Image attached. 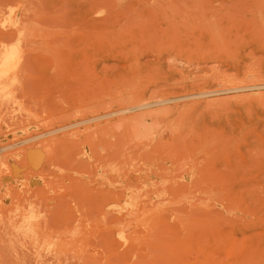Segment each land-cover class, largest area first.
I'll return each instance as SVG.
<instances>
[{
    "label": "rangeland",
    "instance_id": "374dc122",
    "mask_svg": "<svg viewBox=\"0 0 264 264\" xmlns=\"http://www.w3.org/2000/svg\"><path fill=\"white\" fill-rule=\"evenodd\" d=\"M0 7L3 9L0 14V55L5 57L11 55L14 59L24 57L22 65L27 63L31 66L28 69L26 65H23L28 70L26 72L23 69L25 73L30 74H24L21 69L22 76L19 72L18 82H12L14 86L11 84V87L14 88L11 90V94L14 92V96H8L9 93L7 94L8 98L6 95L4 98L2 96L3 99L0 97L1 100L5 99L3 105L0 104L1 110L5 108V111L4 109L3 112L0 111L2 113L0 117L4 118L0 119V144L9 143L16 137H24L41 126L43 121L40 114L43 111H49L47 107L50 108L58 102L55 84L73 82L75 87L83 88L84 77L89 73L111 75L123 69L125 65L129 68V64L134 63L133 68L137 67L138 69L135 68L137 70L134 69V73L131 71L133 69H129L130 79L133 74L137 73L138 75L139 72L140 74L138 79L134 78L135 74L130 80V89L133 86L130 90L132 98L144 97L147 101L148 97L153 99L151 97L153 96V94L151 95L152 89V93L154 90V93L161 92L158 94L159 97L155 93L157 98L154 96L155 100L152 101L176 97V94L179 97L181 96L180 92L183 95L185 91H187L185 96L188 94V98L190 96L193 98L187 99L186 97L184 103L185 98L179 100L180 103L176 101L179 105L176 102L158 104L143 109L142 112H134V115H138L134 116L136 119L132 120L130 127L129 135L131 136L129 137L131 138L128 140V147H130L131 153L128 152L131 158H129L127 183L108 179L101 184L100 179L91 181L88 176H85V180L81 183V187L84 186V188L80 189L83 191L79 192L82 197L79 194L80 198L77 197L76 200L78 202L76 204L71 202L75 207L68 206L72 213L69 214L67 209V211L64 210V213L68 212L65 214L70 216L62 215L65 206H62L61 214L60 211L58 212L60 205H58L59 208L56 206L58 209L54 206L57 209L55 212L59 213L54 214V195L59 191L58 187H50L47 190L49 193L46 192L45 197L53 195L54 198L46 197L47 200L50 199L46 203L45 198L43 199L45 191L42 193L37 190L36 181L29 175L30 180H27L28 178H25L27 174H24L25 177L19 175L6 181L5 185L8 190H16L19 193L18 199L23 200L21 207L26 203L25 198L29 197L32 198L29 201L30 205L32 207L34 205L35 210L37 206H40L42 200L46 204L42 203L43 206H40V211L36 210L37 212L34 207L31 208L27 205L26 207L36 213H29L31 210L28 211L29 209L24 208L27 210L25 211L22 208L20 211L23 213H17L19 219L18 215L14 214L11 222L8 221V225L7 219L6 224L2 223V220L5 222V219L0 220L3 225L9 226L10 224V227L12 226L13 232L8 227L9 229L5 230L8 229L10 233L4 231L6 232L4 235L7 236L9 233L8 235L12 236L13 233H16L10 237V241H6L4 235L0 236V239L4 238V241L2 240L0 243L8 242L4 243V245L7 244L5 249L9 247L8 253L4 254L11 258L5 260L7 256L5 257L3 252H0V256L4 255L5 257L0 258L1 260L7 262L15 258L14 245H10V242L14 240L13 237H16L17 241L21 232V236L24 234L27 239L28 234L32 233L31 239L34 243L30 242L32 240L27 241L24 238L28 242H25L26 245H29V242L32 244L30 247L28 246L30 248L28 252L32 248L34 253L31 252L34 256L32 253L29 254L33 258L39 254L42 256L36 257L35 260L30 255L34 260L32 261L30 257L27 258L28 253L25 250L27 247L22 242L24 240L21 241L19 238L18 243L13 241L15 249L16 246H22L23 250L21 248L19 250L25 252L24 255L19 256L18 261H21L22 256L24 262L25 259H28L30 264H264V99L262 98L264 87L261 88L262 90L255 88L240 92H227L228 95L226 92L217 93L218 95L209 94L211 99L208 96L200 98L196 95L203 89H223V85L228 84H226V80L231 83L227 86L246 85L247 76L248 81H252V84L250 82L248 85L264 84L261 83L264 78L257 77L260 72L264 74V0H0ZM22 13L25 15L27 13V16ZM125 40L127 43L123 42ZM147 42H152L149 45L154 44V46L152 45L154 49L150 46L149 50ZM123 43L126 44L122 45ZM135 45H137L136 51L142 50L136 53V58L133 56L135 50L132 51L133 53L130 50ZM142 45L144 46L142 47ZM172 45L175 48H172ZM156 47L161 51V55ZM194 49L198 55L196 51L192 52ZM228 49H230V53L234 52L235 54L233 56L232 53L225 55ZM190 51L193 53L192 55ZM125 53H129L127 54L128 58L125 57ZM26 58L30 62H27ZM135 61L139 63L140 67L135 64ZM247 65H252V68L248 66L251 72L246 71ZM253 66L255 69L259 68L255 70ZM217 69L220 70L217 73L223 70L228 73L225 75L224 71L225 74L222 75V78H219L221 77L219 75V79L217 78L218 73L215 78ZM244 70L248 73L246 74ZM146 73L153 74V78L146 76L144 79L143 75ZM211 73L214 75L211 76ZM236 74L238 78H236ZM197 76H200V79L201 77L206 78L208 82L206 83L205 79V82L202 79L200 82ZM156 77L158 81L155 80ZM196 77L199 80H196ZM255 77L260 80H255ZM182 80L184 82L181 83ZM212 80H215V83ZM175 81L177 84L174 83ZM197 81L201 83L198 82V87L195 86ZM233 82L236 84L234 83V85ZM190 83H196L193 84L195 87H192L194 94L191 93L190 86L192 84L190 85ZM219 84L222 86L221 88H219ZM155 85L158 86V89ZM182 85H184L183 89ZM178 86L180 87L178 88ZM18 87L22 90L25 89L24 91L19 90L21 97L24 92L25 95L29 92L28 96H30V89L36 92V94L33 92L34 98L29 97L31 102L34 101L33 99H45L43 101L41 99L45 108L40 107L39 104L42 102L38 103L39 99L35 101L36 104L34 102L32 104H35L34 111L31 109L32 106L29 107L30 112L33 111V114L31 113L33 119H30L32 118L31 114L27 113L29 110H25V107L31 105H27L30 101L25 102L24 96L23 99H19V93H16L17 89H20ZM135 87L137 90L134 92ZM43 93L45 94L43 95ZM16 94L20 101L16 99ZM38 94L40 95L38 96ZM239 94H244V97L249 95L252 100L249 97L240 99L237 97V95L240 96ZM232 95L233 97H231ZM256 95L259 97H254ZM227 96L233 99L227 100L229 99ZM215 97H220L218 99L222 101ZM14 99H16V104L18 101L20 102L19 106L14 104ZM224 99L225 101H223ZM11 100L14 102L13 108L10 107ZM22 100L27 106L22 104ZM194 100L195 103H198L194 104ZM202 100H209V102L213 100L215 104L213 102L207 104ZM165 105V108L162 107ZM19 107L20 112L23 109L22 114L24 113L21 117L18 112ZM166 108H172V110ZM179 109L181 114L178 112ZM35 110L39 112H35ZM4 112L6 113L3 114ZM7 113L13 116L15 113L19 116L18 120L17 116L14 117H17L14 125H18L19 121L25 127L19 125L21 130L13 128L14 126L11 127L14 118L9 116V122ZM25 113L28 115L26 116ZM37 116L41 117L40 120ZM24 117L28 121L24 120ZM35 118L37 120H34ZM6 121L10 123V126ZM22 121L24 122L22 123ZM25 121L29 127L25 125ZM36 122L37 124L34 126ZM176 135H179L178 139ZM174 137L177 141H174ZM158 139L159 147L155 146ZM150 140L153 141L150 142ZM146 141L150 144L147 145ZM139 145L142 146L139 148ZM154 146L155 151L153 150ZM143 147H149V153ZM157 147L159 150H156ZM151 149L154 154H151ZM160 149L164 152L165 157ZM156 151L161 155H158ZM166 152L169 153V156ZM150 154V158H152L149 160L148 155ZM170 154H174L173 157ZM157 155H163L164 158L158 159L160 157ZM176 158H178V162ZM155 159L156 161H151ZM172 159L176 160L177 164H174ZM159 163H163L162 166ZM163 165L166 166L165 169L167 168L166 172L164 168H160ZM138 167L144 168L143 171ZM153 168L159 174L161 172L160 177ZM133 169L134 171L138 169L136 174L133 173ZM147 169L150 171L147 172ZM145 170L146 172H144ZM187 170H189V174H187ZM20 176L24 179L22 180ZM28 181L30 192L29 190L24 192L28 189L26 187ZM11 184L15 188H11ZM23 187L27 189L25 188V190ZM31 190L32 192L36 190L34 191L36 196L32 193L35 197L30 194ZM39 193L43 194L42 197ZM24 194L26 195L25 200L21 197ZM36 201L40 203L38 204ZM41 208L42 210L49 209L48 212L44 211L46 213H43L46 219L42 217ZM38 213L43 220L49 219L44 222L41 218L39 219V216H36ZM25 216L26 219H24ZM15 217L16 221L13 219ZM20 217L26 226L22 221L17 222L21 219ZM27 220H31V224ZM36 220L47 224L46 231L41 232V228L34 231L37 232L36 234L32 230V232L28 231ZM13 222L18 226L15 231L14 226L16 227V225ZM20 224L26 228L21 225L22 228ZM3 225L0 226L4 229ZM41 226L45 225L41 224ZM1 231L3 230L1 229ZM8 237L7 240H9ZM13 242L12 244H14ZM33 245H37V247L35 246L33 249ZM2 248L4 247L2 246ZM36 248L42 253L38 252ZM9 250H12L13 253ZM0 251L3 250L0 249ZM23 252L20 253L23 254ZM9 253L14 258L10 257ZM18 254L15 253L17 256ZM19 257H16V260L11 261L10 264H15ZM22 261L21 263L16 262V264H23ZM1 263L3 264V262Z\"/></svg>",
    "mask_w": 264,
    "mask_h": 264
},
{
    "label": "bare ground",
    "instance_id": "6f19581e",
    "mask_svg": "<svg viewBox=\"0 0 264 264\" xmlns=\"http://www.w3.org/2000/svg\"><path fill=\"white\" fill-rule=\"evenodd\" d=\"M23 6V5H22ZM21 6V7H22ZM20 7V8H21ZM0 14L2 13V7H0ZM24 9H26V7H24ZM27 10V9H26ZM25 11V10H24ZM22 14H24L25 15V13H22ZM23 15V16H24ZM25 16H27V13H26V15ZM128 40V39H127ZM127 40H125V41H123V42H126ZM129 41V40H128ZM132 41V40H131ZM141 41V40H140ZM127 43V42H126ZM126 43H123L122 45H124V44H126ZM148 44H146V45H149L150 43H152V42H147ZM132 44H134V43H132ZM140 45H141V43H140ZM154 46V44H151V45H149V50H150V46H151V48H153V46ZM173 45H176V44H173ZM171 46L172 48H175V46ZM137 45H135L133 48L131 47V52L132 51H134L135 50V55H133V56H135V58H136V53L137 52H141V51H136V49H137V47H136ZM144 45H142V47H143ZM135 47H136V49H135ZM167 47H169V46H167ZM148 48H147V50H148ZM171 48V49H172ZM176 48H177V46H176ZM180 48V47H179ZM144 49V48H143ZM154 49V48H153ZM156 49H157V51H158V53L161 55V51H159V49L156 47ZM145 50V49H144ZM143 50V51H144ZM122 51V50H121ZM152 49H151V53H152ZM192 51V50H191ZM190 51V52H191ZM196 51V49H194L192 52H195ZM130 52V51H129ZM179 52H180V50H179ZM190 53L191 55L193 54V53ZM197 52V51H196ZM199 52H201L202 54H203V52L202 51H200L199 50ZM123 53H124V51H123ZM133 53V52H132ZM154 53V52H153ZM228 53L229 54H231L230 53V49H228V52H226L225 53V55L227 54L228 55ZM126 54V55H125ZM125 54H123V55H125V57L126 58H128L129 56L127 55V54H129V53H125ZM140 54V53H139ZM143 54V53H142ZM181 54V53H180ZM189 54V55H190ZM197 55H198V52L196 53ZM233 54H235L234 52L232 53V56H233ZM122 55V56H123ZM230 56V55H229ZM235 56V55H234ZM159 57V56H158ZM162 57V56H161ZM231 57V56H230ZM24 57H19V58H15L14 59V57H12L11 55L9 56V57H5V56H1L0 55V97H1V99H3L4 97H5V95L7 96V94H9L8 96H10V95H12V96H14L13 94H14V92H13V94H11V90L14 88V87H11V84H12V86H14V82L15 83H17L18 82V80H17V78H19V76H18V74H19V72H21V69H22V72L24 71L23 69H25L26 67L29 69V66L30 65H27V63L26 64H23V65H26V67H24L23 65H22V63H24V59H23ZM124 58V57H123ZM126 58H125V60H126ZM21 59H23V60H21ZM27 59V58H26ZM29 59H27V62H30V60L28 61ZM154 61H155V59H154ZM124 62V61H123ZM136 62V61H135ZM125 63H126V61H125ZM144 63V62H143ZM135 64H137V66H138V64L139 63H135ZM234 64V63H233ZM253 64H255V63H253ZM132 65V66H131ZM129 64V68H128V66L127 65H125V67L123 68V69H121L120 71H117V72H114V73H112L111 75H98V74H95V73H89L87 76H85L84 77V79H85V85L83 86V88H77V87H75V83H73V82H65V83H62V84H55V92H57V98L56 99H58V102L56 103V104H54L52 107L50 106V108L49 107H47L48 109H49V111L47 110V111H43L42 113H46L45 115H41L40 113V116L42 117H40V116H37L38 118H39V120H40V118H41V120L43 121L42 122V124L39 122V124H41V126L40 127H38L37 129H35L34 131H31V132H29V133H27V131H26V133H27V135L26 136H24V137H21V138H17L16 137V139L15 140H11L9 143H6V144H0V220L1 219H5V222L2 220V223H4V224H6V219H7V225H8V221H10L11 222V218L13 217V216H15L18 212H21L20 210H22V208L24 209H29L28 207H26L27 205L28 206H31V208H33L34 207V210H35V206L33 205V207H32V205H30L31 203L29 202V201H31L32 200V198L31 197H29V198H25L24 199V197H26V195L24 196H21L25 201H26V203H28V204H24V206L23 207H21L22 205V202H23V200H20V199H18V197H17V195L19 194V193H17L16 192V190H13V191H11V190H8V188H6L7 186L5 185V182L6 181H8V180H10V179H13V178H15V177H17V176H19V175H23L24 177H25V175L27 174V176L25 177V178H28L27 180H30V178H29V176L30 177H32L33 178V180H35L36 181V183H37V190H39L40 192H42V191H45V193L44 192H42V193H44V195L43 194H41V193H39V195L41 194V197H42V195H43V199L45 200V202L47 203V201H50V199H48L47 200V198L46 197H48V198H50L51 196V198L53 199L54 197V199H55V205H53V207L55 206H57L58 207V205H60L61 207H60V210L58 209V212L61 214L62 212H61V210L63 209L62 208V206L64 207V209L62 210L63 211V216H64V214L65 213H68L69 212V214L70 213H72V212H70V209H68V206L70 207V208H72V206H73V203H77L76 202V200H77V197H78V195L80 194V197H82L81 195V193H79V192H82V191H80V189H82V188H84V186H82L81 187V183H82V181H84L85 180V176H88V178H89V180H97V179H100L101 180V184H103L104 183V181L106 182V180H108V179H112L113 181H117V182H119V183H127V180H128V178H129V165H130V163H129V158H131V157H129V150H130V147H128V140H129V138H131V137H129V136H131V135H129L130 134V127H131V124H132V120L135 118L134 116H136V115H138V114H136V115H134L133 113L134 112H137V111H141V110H143V109H148V108H151V107H153L154 105L155 106H157L158 104H162V105H164V104H169V103H175L176 101L178 102L179 100H183L184 98H185V101H183V103L184 102H186V97L188 96V94H187V96H185L184 94H186V92L187 91H185V93L182 95L181 94V92H180V95L181 96H179V97H177V95L178 94H176V97L175 96H173V97H171V98H164L163 96V98L164 99H161V100H159V99H157L156 101H152V100H155V97L157 98V96H158V94L159 93H161V92H159V93H157V92H155V93H157L156 95H155V93H154V91H153V93H152V90H151V95L153 94V96H151V95H148V96H151V97H153V99H149V97H148V101H147V99H144V97L143 98H138V97H135V98H132L131 97V91L130 90H132V88H133V86H131L132 88L130 89V80H132L133 79V76H134V78H137L138 77V75L140 74V72H139V74L137 75V73H135V74H133L134 73V69L135 68H137V67H134L133 68V66H134V63L133 64ZM144 65V64H143ZM131 66V67H130ZM218 66V65H217ZM245 66V65H244ZM248 66H249V68L252 66H250V65H247V70L246 71H250V69L248 68ZM22 67V68H21ZM24 67V68H23ZM31 67V66H30ZM117 67V66H116ZM115 67V68H116ZM138 67H140V66H138ZM219 67V66H218ZM254 67V66H253ZM119 68V67H118ZM153 68V67H152ZM151 68V69H152ZM215 68H217V67H215ZM252 68V67H251ZM259 68V67H258ZM257 68V69H258ZM261 69H262V67H260ZM117 69V68H116ZM129 69H133V70H131V71H133V75H132V79H130V76H129ZM138 69V68H137ZM137 69H135V70H137ZM254 69H255V67H254ZM257 69H255V70H257ZM157 70V69H156ZM158 70H160L159 68H158ZM219 69H217L216 70V73H215V78H216V75L219 73H217V71H218ZM253 70V69H252ZM25 71L26 72H28V70L27 69H25ZM25 71L23 72L24 74H26L25 73ZM153 71V70H152ZM220 71V70H219ZM225 70H223L222 72H220L218 75H217V78H218V76L220 75L221 77H219V78H222V75L223 74H225V72H224ZM245 70H244V72L247 74L248 72H246ZM260 71V70H259ZM22 72H21V76H22ZM156 73H159V74H161L160 72H158V71H155ZM224 72V73H223ZM244 72H242V73H244ZM251 72V71H250ZM227 73L228 72H226V74L225 75H227ZM243 74V75H246V74ZM253 74H254V72H252ZM255 73H257V72H255ZM23 74V76H25ZM30 74V73H29ZM29 74H26V75H29ZM146 74H148V75H146ZM145 75H143V77H144V79H145V77L146 76H148V77H150L151 79L153 78V74H150L149 75V73H146ZM252 74V75H253ZM258 74V73H257ZM152 75V76H151ZM210 75V74H209ZM214 75V74H213ZM212 75V73H211V76H213ZM228 75H230V74H228ZM261 75V76H260ZM264 74H261V72H260V74L259 75H257V77H259L260 79H262V78H264V76H263ZM161 76H163V75H161ZM205 76H207V75H205ZM233 76V75H232ZM247 76V75H246ZM255 76H256V74H255ZM164 77V76H163ZM198 77V76H197ZM196 77V80H199L200 79V76L197 78ZM209 78H210V76H208ZM262 77V78H261ZM21 78V77H20ZM23 78V77H22ZM195 78V77H194ZM218 78V79H219ZM223 78H224V76H223ZM226 78H227V76H226ZM236 78H238V76H237V74H236ZM240 78V77H239ZM244 78V77H243ZM250 78H252V77H250ZM259 78H256L255 77V80L256 79H259ZM138 79V78H137ZM140 79V78H139ZM201 79L202 80H206V78H202L201 77ZM201 79H200V82H202L201 81ZM211 79H213L212 77H211ZM248 76H247V83H246V85L244 86H237V85H235L236 84V82H233V84L235 85V86H227L230 82H227V80L225 81L226 82V86H227V88H225L226 86L225 85H223V84H225V82H222L223 84V89H216L215 88V90H205V89H203V91H199V93L198 94H196L197 96H200V98L202 97V96H208V98H210V96H209V94L210 95H212V94H219V93H229V92H240V91H245V90H249V89H255V88H259V89H261V88H263L264 87V84H256L255 83V85H248V84H250V82H251V84H252V81H248ZM259 79V80H260ZM155 80H157V77H156V79ZM155 80H154V82H155ZM205 80H204V82H205ZM225 80V79H224ZM223 80V81H224ZM237 80H240V79H237ZM242 81H243V79H241ZM244 80H245V78H244ZM251 80V79H250ZM254 80V82H256ZM21 81V80H20ZM153 81V80H152ZM158 81V80H157ZM166 81V80H165ZM187 81H189V80H187ZM186 81V82H187ZM195 81V80H194ZM193 81V82H194ZM213 81V83H215V80H212ZM217 81H219V80H217ZM217 81H216V83H217ZM228 81H230V80H228ZM232 81H234V80H232ZM231 81V82H232ZM235 81H236V79H235ZM13 82V83H12ZM160 82V81H159ZM164 82V81H163ZM182 82H184L183 80L181 81V83ZM198 82L199 81H197L196 83H197V85H195L196 83H193L196 87H198ZM199 82V83H200ZM208 81L206 80V83H207ZM220 82V81H219ZM218 82V83H219ZM245 82V81H244ZM249 82V83H248ZM264 83V79H262V81H261V83ZM172 83V82H171ZM175 84H177V83H179V81L177 80V83H176V81L174 82ZM174 83H172V84H174ZM212 83V84H213ZM238 83V82H237ZM257 83H260V82H257ZM192 83H190V85H191ZM192 84V86H190L191 87V89H192V94H194L193 92H194V89L192 88L194 85ZM201 84V83H200ZM203 84V83H202ZM231 84V83H230ZM232 84V85H233ZM238 84H240V83H238ZM185 85H188V84H185ZM217 85V84H216ZM220 85V84H219ZM134 86H136L135 84H134ZM175 86V85H174ZM177 86V85H176ZM194 86V87H195ZM136 87H138V86H136ZM136 87L134 88V92L137 90L136 89ZM155 87H157V89H158V86H156L155 85ZM180 86H178V88H179ZM182 87V89L184 88V85H182L181 86ZM222 86L220 85V87L219 88H221ZM18 88H20V87H18ZM21 88H22V86H21ZM17 89V91L18 92H16V93H19V97H18V95L16 94V99H23V96H24V98L25 99H23L25 102H29V103H27V105H29V104H31V105H29V106H27L26 105V103H24L23 102V100H22V104H24L25 106H27V107H25L26 109L25 110H29L30 108H31V106L33 107V108H31V109H33V111H34V107H35V104H36V102L35 101H37V100H35V99H33L34 101V105H32L33 104V102H31L32 100H29V97L30 96H32L33 98H34V96H35V94H36V92H34V91H32V89H30V91H31V95L30 96H28V94H29V92L28 91H26V92H28V94H26L25 95V92H24V94L22 93V97L20 96L21 95V93H20V91H24L25 89ZM24 88V87H23ZM148 88V87H147ZM146 88V89H147ZM165 88V87H164ZM168 88H170V87H168ZM174 88V87H173ZM202 88V87H201ZM51 89V88H50ZM165 89H167V88H165ZM171 89H172V87H171ZM181 89V88H180ZM196 89V88H195ZM199 90H200V87L198 88ZM20 90V91H19ZM40 90V89H39ZM54 90V89H53ZM138 90H140L139 88H138ZM162 90V89H161ZM262 90V89H261ZM15 91V90H14ZM38 91V90H37ZM42 92H47V91H44V90H41ZM142 91V90H141ZM140 91V92H141ZM150 91V90H149ZM163 91H164V89H163ZM181 91V90H180ZM191 91V90H190ZM35 94H34V93ZM49 92V91H48ZM172 92V91H171ZM32 93H33V95H32ZM45 93H43V95L45 94ZM165 93V92H164ZM164 93H162V94H164ZM197 93V92H196ZM228 93H227V95H228ZM244 93V92H243ZM263 94H264V92H262ZM190 94V93H189ZM217 94V95H218ZM249 94V93H248ZM40 94H38V96H39ZM42 95V94H41ZM213 95V96H214ZM216 95V96H217ZM240 95V94H239ZM244 95V94H243ZM243 95H240V96H238L237 95V97H239L240 99H241V97H243V98H245V97H247V99H248V97H249V95L248 96H243ZM245 95H247V94H245ZM2 96H3V98H2ZM8 96H7V98H8ZM11 96V97H12ZM26 96H27V98H26ZM143 96V95H142ZM155 96V97H154ZM220 96V95H219ZM224 96V95H223ZM43 97V96H42ZM54 97H56V96H54ZM140 97V96H139ZM159 97V96H158ZM166 97V96H165ZM229 99H227V100H232V99H230L231 97H233V95L231 96V97H229V96H227ZM235 97H236V95H235ZM236 97V98H237ZM254 97H259V95H256V96H254ZM6 98V99H7ZM14 98V97H13ZM13 98H11V99H13ZM36 98V97H35ZM138 98V99H137ZM190 99H193L191 96L189 97ZM188 97H187V99H189ZM203 98V97H202ZM218 98H220V97H218ZM218 98H216L215 97V99H217V100H221V99H218ZM221 98H222V96H221ZM263 99H264V96L262 97ZM261 98V99H262ZM0 99V100H1ZM16 99H14L13 101L15 102H12V100H11V105H10V107H14V104L15 105H18L19 106V104H20V100L17 102L18 104H16ZM31 99V98H30ZM42 99V101L43 100H45V99H43V98H41ZM41 99H39L38 100V103H39V101L40 102H42L41 101ZM53 99V98H52ZM205 99H207V98H205ZM211 99V98H210ZM215 99L213 98V100H214V102H215ZM249 99H251L252 100V98H251V96L249 97ZM253 99H256V98H253ZM260 99V100H261ZM5 100V99H4ZM4 100H1L0 101V104L1 105H3V103L5 102ZM27 100H29V101H27ZM47 100V99H46ZM196 100V99H195ZM195 100H194V104H196V103H198V102H196L195 103ZM199 100V99H198ZM204 100V99H203ZM202 100V101H203ZM213 100H212V102H213ZM235 100V99H234ZM236 100H238V99H236ZM3 101V102H2ZM9 101V100H8ZM145 101V102H144ZM188 101V100H187ZM190 101V100H189ZM188 101V102H189ZM222 101V100H221ZM223 101H225V99L223 100ZM46 102V101H45ZM55 102V101H54ZM177 102H176V104H177ZM203 102H207V104H209V103H212V102H209V100L207 101H203ZM213 102V103H214ZM14 103V104H13ZM178 103H180V101L178 102ZM200 103V102H199ZM216 103H218V102H216ZM220 103V102H219ZM13 104V105H12ZM21 104V105H22ZM45 104V103H44ZM47 104V103H46ZM193 104V103H192ZM215 104V103H214ZM0 105V106H1ZM38 105V104H37ZM36 105V106H37ZM40 105V107L41 106H43V102H42V104L40 103L39 104ZM177 105H179V104H177ZM169 106V105H168ZM175 106V105H174ZM173 106V107H174ZM12 107V108H13ZM24 107H21V108H24ZM30 107V108H29ZM39 107V106H38ZM46 106L44 105L42 108H45ZM162 107H166V105L165 106H162ZM162 107H160V108H162ZM1 108V107H0ZM17 108V107H16ZM39 109V108H36V109H39V110H43V109ZM46 108V109H47ZM159 108V107H158ZM159 108V109H160ZM177 108H178V106H177ZM176 108V109H177ZM184 108V107H183ZM4 109V111H5V108H3ZM2 109V110H3ZM20 109V107L18 108V110ZM166 109H168V108H166ZM1 109H0V111L1 112H3ZM14 110V109H13ZM17 109H16V111H18ZM168 110H172V108L171 109H168ZM15 111V110H14ZM21 110H19L18 112H20ZM33 111L32 112H30V110H29V112H27L28 114L30 113H32L33 114ZM166 111V110H165ZM177 111V110H176ZM6 112H8V111H6ZM6 112H4L3 114H5ZM22 112H23V109H22ZM22 112H20L19 113V115H20V117H21V115L23 116L24 115V113L22 114ZM35 112H39V111H37V110H35ZM41 112V111H40ZM142 112V111H141ZM141 112H140V115H141ZM145 112V111H144ZM173 112V111H172ZM179 114H181L182 112H181V110L179 109ZM16 113V112H15ZM14 113V115L15 116H17L16 114ZM162 113V112H161ZM165 113V112H164ZM163 113V114H164ZM169 114H170V112H168ZM2 113H0V115H1ZM9 114H11L10 113V111H9ZM13 114V113H12ZM28 114H26L25 113V115L27 116ZM32 114H31V117H32ZM142 114H144V113H142ZM169 114H168V116H169ZM174 114V113H173ZM151 115H153V114H151ZM156 115V114H155ZM162 115V114H161ZM164 115H166V114H164ZM177 115V114H176ZM7 116H8V118H9V116L13 119L15 116H13V115H8V113H7ZM13 116V117H12ZM167 116V117H168ZM2 117V116H1ZM0 117V119L2 120V119H4V118H1ZM4 117L5 118H7L5 115H4ZM18 117V118H17ZM16 118H17V120L19 119V116H17ZM35 117H36V114H35ZM167 117H165V118H167ZM16 118H14L13 119V121H14V123H13V125L11 126V127H13V128H15L16 127V129L17 128H21V126L22 127H25L24 125H22L21 124V122L19 123V121L17 122L18 123V125H14L15 124V119ZM164 118V119H165ZM12 119H11V123H12ZM21 119H23V118H21ZM30 119H33V117L32 118H30ZM136 119V118H135ZM143 119V118H142ZM146 119V118H145ZM1 120H0V122H1ZM7 120V119H6ZM24 120H27V119H25V117H24ZM34 120H37L36 118L34 119ZM9 122H10V118H9V120H8ZM28 121V120H27ZM154 121V120H153ZM4 122V121H3ZM2 122V123H3ZM24 121H22V123H23ZM34 122V121H33ZM38 122V121H37ZM37 122L34 124V126L37 124ZM6 123H8L7 121H6ZM25 125L27 126V122L25 121ZM31 123V125H32V122H30ZM10 123H8L7 125H9ZM155 124H156V122H155ZM5 125V124H4ZM3 125V126H4ZM19 125H21V126H19ZM2 126V127H3ZM6 126V125H5ZM10 126V125H9ZM9 126H8V128H9ZM33 126V125H32ZM27 127H29V126H27ZM18 129V130H19ZM5 131H6V128L4 129ZM3 130V131H4ZM8 130V129H7ZM21 130V129H20ZM24 130V128L22 129V131ZM28 130V129H27ZM4 131V132H5ZM10 131V130H9ZM156 131V130H155ZM0 132H1V129H0ZM11 132V131H10ZM8 133V132H7ZM155 133V132H154ZM4 134V133H3ZM5 135H7V134H5ZM133 135V134H132ZM180 135V134H179ZM179 135H176L177 136V139L179 138ZM175 136V137H176ZM173 138L174 139V141L176 140V138ZM132 139H134V138H132ZM1 141V140H0ZM153 140H150V142H152ZM158 142H155L156 144H155V146H158L159 147V139L157 140ZM177 141V140H176ZM140 143V142H139ZM146 143H147V145H148V141H146ZM145 142H144V144H146ZM132 144V143H131ZM150 144V143H149ZM154 144V143H153ZM142 145H143V143H142ZM141 145V146H142ZM140 145H139V148L141 147ZM155 146H154V148H153V150L155 151ZM157 147V149L156 150H159V148ZM143 148H146V147H143ZM147 150V153H149V147H147L146 148ZM136 150H138V149H136ZM142 150V149H141ZM129 151V152H128ZM132 151H133V149H132ZM144 152H145V150H143ZM142 151V152H143ZM150 151H152V149L150 150ZM154 151H152L151 152V154L153 153L154 154ZM160 151H161V153L163 152L161 149H160ZM159 151V152H160ZM165 151V150H164ZM143 152V154H146L147 155V153H144ZM157 152V154H158V151H156ZM169 152H171V151H169ZM131 153V152H130ZM139 153V152H138ZM167 153V155L169 156V153L168 152H166ZM172 153H174L173 151H172ZM135 154V153H134ZM134 154H132L133 156H134ZM142 154V153H141ZM151 154L150 155H148V158H149V160L152 158H150V156H151ZM163 154H164V152H163ZM156 155V154H155ZM158 155H161V154H158ZM157 155V156H158ZM166 155V157H168ZM172 157H173V155L174 154H170ZM141 156V155H140ZM170 156V158H172ZM153 157H155L154 155H153ZM158 157H160V158H158ZM157 158L158 159H161V157H163V155L162 156H158ZM164 157H165V154H164ZM163 157V158H164ZM143 158H145V157H143ZM143 158H141L142 159V161H143ZM147 157H146V159H148ZM163 158H162V160H163ZM135 159V158H134ZM154 159V158H153ZM168 159H169V157H168ZM145 160V159H144ZM148 160V161H149ZM171 160V159H170ZM173 161H174V164H177V163H175L176 162V160H177V162H178V158H176V160H174V159H172ZM141 161V160H140ZM139 161V162H140ZM151 161H156V159L155 160H151ZM169 161V160H168ZM135 162V161H134ZM136 162H137V160H136ZM138 162V163H139ZM144 163V162H143ZM152 163V162H151ZM153 164V163H152ZM157 164H158V161H157ZM161 164H163V163H161ZM160 163H159V165H161ZM172 164H173V162H172ZM190 164V163H189ZM189 164H187V165H189ZM132 165H134V164H132ZM136 165H139V164H137L136 163ZM136 165H134L135 167H136ZM162 166V165H161ZM160 166V168H164V170H165V172H166V169H165V165H163V167H161ZM172 166H174V165H172ZM192 166V165H191ZM146 167V166H145ZM141 167H138V169H140ZM152 168V167H151ZM160 168H159V170H160ZM189 168V167H188ZM187 168V169H188ZM196 168V167H195ZM131 169V168H130ZM138 169H136V171H134V169L132 170V171H134L133 173H137V170ZM144 169V168H143ZM143 169H140V170H142L143 171ZM154 169V168H153ZM139 170V171H140ZM155 171H156V169H154ZM163 170V169H162ZM161 170V171H162ZM131 171V170H130ZM150 170H148L147 169V172H149ZM174 171V170H173ZM188 171V173L187 174H189V170H187ZM144 172H146V170L144 171ZM156 172H158V171H156ZM156 172L154 173L153 171H152V173H154V174H156ZM132 173V172H131ZM135 173V174H136ZM164 173V172H163ZM169 173V172H168ZM25 174V175H24ZM157 174H159V172L157 173ZM165 175H166V173H164ZM29 175V176H28ZM131 175V174H130ZM152 175V174H151ZM160 175H161V172H160V174L158 175V177H160ZM169 175V174H168ZM171 175H172V173H171ZM20 176V177H21ZM19 177V178H20ZM136 177V176H135ZM156 177H157V175H156ZM164 177V176H163ZM18 178V179H19ZM21 179H22V177H21ZM24 179V178H23ZM22 179V180H23ZM135 179V178H134ZM15 180V179H14ZM21 180V181H22ZM19 181H20V179H19ZM88 182V181H87ZM21 183H23V182H21ZM35 183V184H36ZM7 184V183H6ZM24 184V183H23ZM22 184V185H23ZM28 184V185H27ZM26 185V187H28L29 186V181H28V183H27ZM12 185V184H11ZM20 185V184H19ZM33 185H34V183H33ZM83 185V184H82ZM85 185V184H84ZM16 186H18V185H16ZM24 186V185H23ZM30 186H32V185H30ZM54 186H56V187H58V192L56 193V195H54V197H53V195H49V196H47L46 195V197H45V194H46V192H48L47 190L51 187V188H53ZM15 188V186H13L12 185V187L11 188ZM25 187V188H26ZM11 188H9V189H11ZM24 188V187H23ZM22 188V189H23ZM24 188V189H25ZM22 189H20V190H22ZM27 189V188H26ZM25 189V190H26ZM28 190H29V192H30V189H29V187H28V189H27V191H24V192H28ZM54 190V189H53ZM19 191V190H18ZM34 191H36V190H33V192H32V190H31V193L30 194H32V193H34ZM55 191H56V189H55ZM49 193V192H48ZM27 194H29V193H27ZM34 195H35V193H34ZM33 194H32V196H34ZM31 196V195H30ZM36 196V195H35ZM34 196V197H35ZM17 197V198H16ZM80 197H78V198H80ZM20 198V197H19ZM21 198V199H22ZM31 198V199H30ZM29 199V200H28ZM42 199V198H41ZM51 199V200H52ZM39 200V199H38ZM44 200H42V203L44 204L45 202H43ZM19 201H21V202H19ZM24 201V202H25ZM28 201V202H27ZM37 202V201H36ZM71 202H73V203H71ZM81 202V201H80ZM80 202H79V204H80ZM20 203V204H19ZM38 204L40 203V202H37ZM36 203V206L38 205ZM39 204L40 206H43V204ZM45 203V204H46ZM44 204V205H45ZM78 205V204H77ZM40 206H37V208H36V210H39V207ZM47 206V205H46ZM66 206H67V208H66ZM55 207H54V212L55 211H57V209H55ZM73 207H75V205L73 206ZM43 208V207H42ZM42 208H41V210H42ZM62 208V209H61ZM78 208H79V205H78ZM24 209V210H25ZM47 210H45V209H43L41 212H42V214L43 213H46V212H44V211H49V209L48 208H46ZM68 210V212H65L64 213V210L65 211H67ZM74 209V208H73ZM23 210V211H24ZM31 209H29L28 211H30ZM34 210H31L29 213H36V212H34ZM75 210V209H74ZM80 210V209H79ZM25 211H27V210H25ZM33 211V212H32ZM40 211V210H39ZM38 211V212H39ZM58 212H55L54 214L56 215ZM74 212V211H73ZM21 213H23V212H21ZM58 213V214H59ZM15 214V215H14ZM19 214V213H18ZM17 214V215H18ZM25 214V213H24ZM54 214H53V216H54ZM23 215V214H22ZM40 215H41V213H40ZM66 216H70V215H68V214H65ZM37 217L39 216V213H38V215H36ZM45 216V214H43V216L42 217H44ZM47 216V215H46ZM60 216V215H59ZM65 216V217H66ZM29 217V216H28ZM32 217H33V215H32ZM36 217V218H37ZM49 217H51V215H49ZM77 217V216H76ZM21 218V217H20ZM41 217L39 216V219H40ZM48 218V217H47ZM67 218V217H66ZM13 219H15L14 221H16V217L15 218H13ZM18 219H19V215H18ZM22 219V218H21ZM17 220V222H23L24 220L22 219V220ZM24 219H26V216L24 217ZM30 219H31V216H30ZM42 219V218H41ZM44 219H46V217H44ZM49 219V218H48ZM47 219V220H48ZM43 220V219H42ZM42 220H41V222H42ZM46 220V221H47ZM31 221V220H30ZM30 221H28L27 220V222H29V224H31L30 223ZM44 222H46L45 220H43ZM39 221H37L36 220V222H34L33 223V225H32V227H31V229H28V231H30V232H34V231H36V229L37 230H40V228L42 229V230H40L41 232L42 231H46V229H47V224H45V223H38ZM2 223H0V225H3ZM13 223H15V222H13ZM36 223V225H34ZM23 224H24V222H23ZM29 224H27V226H29ZM39 224V225H38ZM41 224H43V225H45V226H41ZM7 225H3L4 226V229H3V227L2 226H0V227H2V228H0V236L2 237L7 231H9V230H12L11 228H12V226L10 227V224H9V226H7ZM12 225V224H11ZM15 225H16V227L14 226V228H16V229H14V231L15 230H17V223H15ZM22 224H20V226H21ZM25 226H26V224H24ZM24 225H22L23 227H25ZM6 226V227H5ZM21 226V227H22ZM8 227H10V229L8 228ZM22 227V228H23ZM6 228H8L7 229V231L5 230ZM20 228V227H19ZM26 228V227H25ZM28 228V227H27ZM1 229L3 230V231H1ZM21 229V228H20ZM45 229V230H44ZM22 230V229H21ZM25 230V229H24ZM32 230V231H31ZM4 231H6V232H4ZM18 231H20L19 229H18ZM23 231V230H22ZM4 232V233H3ZM11 232H13V230L11 231ZM27 231L25 230V233H26ZM29 232V233H30ZM1 233H2V235H1ZM9 233H10V231H9ZM8 233V234H9ZM19 233V232H18ZM35 234L37 233V232H34ZM44 233V232H43ZM42 233V234H43ZM7 234V236H9L8 238H9V240H7V236L6 235H4L3 237L6 239V241H10V237H12L13 235H15L16 233H13V235L12 236H10V235H8ZM23 234V233H22ZM26 234H28V232L26 233ZM32 234V233H31ZM31 234H28V239H27V236L26 237H24L25 235L23 234L22 236H21V232H20V236H19V238L21 239V241L22 240H24V241H22V242H27L28 240H32L31 239ZM30 236V237H29ZM34 236V235H33ZM40 236V235H39ZM38 236V237H39ZM41 237V236H40ZM3 238V239H4ZM19 238H17V241L15 240L16 239V237L14 238H12V239H14L13 241H16V243H18V240L20 241V239ZM24 238H26L27 239V241H25V239ZM30 238V239H29ZM33 238V237H32ZM35 238V237H34ZM2 238L0 239V241H2L3 240ZM39 239V238H38ZM35 240L36 241H38L37 240V238H35ZM4 241V240H3ZM12 240H11V244L10 245H14V249H13V252H12V250L10 251L9 250V252H11V253H13L14 254V257L13 256H10V253L8 254L10 257H13L14 259H12L11 261H13V260H16V257H19L20 255H24V253L25 252H23V251H21V250H23L22 249V246L21 247H19V246H16L17 248H18V250H16L15 249V243L13 242ZM12 242L14 243V244H12ZM30 242H33V240L32 241H30ZM30 242H29V245H26L27 243H22V244H24V246H26L27 248H25V250H27V253L29 254V253H32L31 251H33L32 250V248H31V251L30 252H28V250H30V248H28V246L30 247V245H32V244H30ZM4 243H8V242H4ZM4 243L2 242V243H0L1 244V248L0 249H2L3 251H0L2 254H4L5 252H7L8 253V248L9 247H7L6 249H5V245L7 246V244H5L4 245ZM34 243V242H33ZM3 244V245H2ZM2 246L4 247V248H2ZM36 247H37V245H35ZM34 245L32 246L33 247V249H34V247H35ZM13 248V247H12ZM19 248H21V250H19ZM4 250H6V251H4ZM15 250V251H14ZM36 250H37V248H36ZM43 250H44V248H43ZM46 250V249H45ZM23 252V254H21L20 252ZM38 251V250H37ZM36 251V252H37ZM41 251V250H40ZM40 251H38V252H40ZM17 252V254L18 253H20V254H18V256L17 255H15V253ZM35 252V253H36ZM37 252V253H38ZM44 252V251H43ZM33 253H34V251H33ZM32 253V255L34 256V254ZM41 253H42V251H41ZM46 253V252H45ZM44 253V254H45ZM27 254V258H29L30 257V255L31 254H29L28 255ZM43 254V255H44ZM5 255V257L7 256V254H4ZM4 255L2 256V257H4ZM12 255V254H11ZM32 255H31V257H32ZM40 255V254H39ZM39 255H35V257L33 258V259H35L36 260V257L38 258V256ZM42 255V254H41ZM25 256H26V254H25ZM45 256V255H44ZM43 256V257H44ZM1 256H0V258H2ZM4 257V258H5ZM30 257V258H31ZM39 257H42V256H39ZM7 258L8 259H11V258H9L8 256L5 258V260H7ZM31 258V259H32ZM3 259V258H2ZM18 259H20V257L19 258H17V261L16 262H18V263H21V261L24 259L22 256H21V261L19 262L18 261ZM30 259V260H31ZM32 259V261H34ZM9 261V263L8 264H10V260H8ZM7 261V262H8ZM1 262H3V264H4V262H5V264H7V262L6 261H4V260H1L0 259V264H2ZM16 262H15V264H16ZM22 262H24V260L22 261ZM25 262H26V264H28L29 263V261H28V259L26 260L25 259ZM25 262L23 263V264H25ZM28 262V263H27ZM31 262V261H30ZM11 264H13V263H11ZM30 264V263H29Z\"/></svg>",
    "mask_w": 264,
    "mask_h": 264
}]
</instances>
